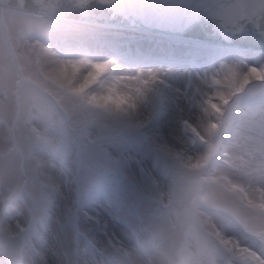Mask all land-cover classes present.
Returning a JSON list of instances; mask_svg holds the SVG:
<instances>
[{"label": "snow or ice", "instance_id": "snow-or-ice-1", "mask_svg": "<svg viewBox=\"0 0 264 264\" xmlns=\"http://www.w3.org/2000/svg\"><path fill=\"white\" fill-rule=\"evenodd\" d=\"M6 9L24 21L14 37ZM68 22L157 32L173 60L140 63L117 41L69 56ZM0 53L16 70L0 84L16 104L0 160L20 156L17 190L0 199V264H155L159 225L198 170L229 146L264 158V0H0ZM260 228L256 255L221 239L214 264H264V215Z\"/></svg>", "mask_w": 264, "mask_h": 264}, {"label": "rangeland", "instance_id": "rangeland-1", "mask_svg": "<svg viewBox=\"0 0 264 264\" xmlns=\"http://www.w3.org/2000/svg\"><path fill=\"white\" fill-rule=\"evenodd\" d=\"M68 23L70 27L61 33V43L67 46L69 56L77 54L78 50L95 49L104 41H117L122 45L129 44L140 63L156 64L155 60L159 57L167 59L166 61L172 58L169 40L110 28ZM21 27H24V21L5 11L3 34L14 37ZM17 51L23 52L26 49L18 48ZM2 53H6V47ZM2 53L0 84L12 87L16 70L10 58ZM149 55L152 59L146 60ZM167 64L169 63L164 65ZM15 111L14 98L0 96V118L11 122ZM35 123L41 127L40 121ZM28 127L22 115L14 135L17 143L25 148L29 144ZM12 135L7 126L0 125V152L9 153V149L12 148ZM51 138L55 143V137ZM36 154L45 161L51 159L39 150ZM215 158H220L222 163H215ZM19 160V153L15 150L0 160V184L3 189L0 191V199L7 198L10 194L9 189L13 192L17 190ZM262 166L264 158L254 146L248 148L229 146L198 170L194 177L196 183L175 203L170 214L159 225L160 236L151 254L155 264H214L216 246L221 239L230 240L233 244L238 241L243 255H256L250 245L255 238L254 232L261 230L260 217L264 215L258 214L264 211V202L260 200L261 194H264V174L259 171ZM201 181L203 186L200 187ZM30 191L33 196H40L39 187L33 186ZM29 207L30 201L19 196L11 203V210L13 212L19 210L24 217L28 215ZM229 218L232 223H238V229L243 228L251 236L246 234L244 236ZM206 233H211L216 240Z\"/></svg>", "mask_w": 264, "mask_h": 264}, {"label": "bare ground", "instance_id": "bare-ground-1", "mask_svg": "<svg viewBox=\"0 0 264 264\" xmlns=\"http://www.w3.org/2000/svg\"><path fill=\"white\" fill-rule=\"evenodd\" d=\"M6 11H10V10L6 9ZM88 26H95V25H88ZM102 28H103V27H102ZM110 29L118 30V29H116V28H110ZM119 30H120V29H119ZM146 34H148V33H146ZM150 34L157 35V34H154V33H150ZM161 36H164V35H161ZM164 37L167 38L166 36H164Z\"/></svg>", "mask_w": 264, "mask_h": 264}, {"label": "water", "instance_id": "water-1", "mask_svg": "<svg viewBox=\"0 0 264 264\" xmlns=\"http://www.w3.org/2000/svg\"><path fill=\"white\" fill-rule=\"evenodd\" d=\"M5 2H7V0H5ZM101 24L103 23V21L100 22Z\"/></svg>", "mask_w": 264, "mask_h": 264}]
</instances>
